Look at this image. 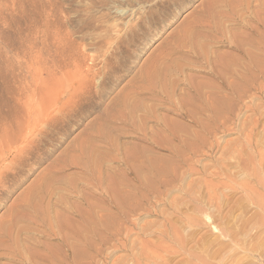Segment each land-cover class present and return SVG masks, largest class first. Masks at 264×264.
Masks as SVG:
<instances>
[{
    "label": "bare ground",
    "instance_id": "bare-ground-1",
    "mask_svg": "<svg viewBox=\"0 0 264 264\" xmlns=\"http://www.w3.org/2000/svg\"><path fill=\"white\" fill-rule=\"evenodd\" d=\"M177 1L182 3L189 0L155 1L145 8L144 12V9H141L140 12H143L144 16L143 13L139 14L138 10L135 15L140 17L136 18L137 21L133 25H127L124 36L115 39L112 45L114 51L99 55L101 58L94 57L90 60L91 66L78 64L76 55L69 52L65 55L46 51L41 52L42 55L37 54L40 55L39 58L35 57L37 60L30 58L32 61L25 66L21 78L17 74L14 76L16 80L14 88H11L14 89L11 116L8 112L11 119L7 117L10 121L0 124V206L16 188L20 187L23 180L33 173L35 165L48 160L56 148L69 137L70 131L80 126L84 115L98 109L107 94L113 92V88L131 73L133 68L131 60L136 52L142 50L147 41L154 38L155 33L170 25V18L176 17L175 11L180 7ZM252 3L253 0H209L199 9L200 14L204 13L199 23H195L200 15L196 14L189 18L185 25L178 26L179 33L171 37V44H167L166 50L151 61L145 62L132 79L120 86L121 89L109 101L110 103L104 106L94 121L85 125L79 135H75L76 137H73L58 156L52 158L48 166L40 171L24 190L18 201L6 210L0 220V256H9L7 260L16 264H81V260L82 264H89L95 257L103 255V251L98 247H108L111 242L129 239L133 230H128V227H134L131 218L145 211V204L150 202L152 205L153 200L160 197V191L171 188L179 180L177 173L179 168L172 170L173 165L167 168L168 159L156 160L157 157L155 158L153 154L155 145L168 149V154L177 162V167H183L186 163V169L189 171L193 166V157L189 156L190 159L187 157L185 160L183 151L193 155H202L205 151L210 156L215 147L213 139L216 134L219 131H229L232 122L237 120L244 110L251 108L254 98L263 99L264 4ZM166 4H170L169 8L161 9ZM229 23L231 27L233 23L237 24L238 29L246 31V34L233 38L231 30L224 26V24L228 26ZM200 29L203 34L196 35ZM227 35L230 37L227 38ZM218 42L231 52L221 55L208 52L207 45ZM108 45L110 44L108 43L106 47ZM174 54H182L184 57L187 55L186 64L195 66L196 73L204 77L191 79L183 77L181 78L183 89L177 90L176 81L183 74V65L178 58L173 57ZM99 65L101 67H98ZM97 79L98 85L95 82ZM107 79L111 80V87L105 84ZM19 83L20 88L17 87ZM141 95H150L151 101L158 105H168L170 109L163 110L175 116L174 119H163L162 124L160 123L167 136L160 142L159 140L151 142L147 138L145 120L153 116L148 112L137 114L136 105L139 103L137 99ZM178 119L191 124L184 126ZM116 122H122L131 133L139 134L138 139L145 146L134 147L123 153L120 160L123 172L117 171L118 176H115L116 173L113 171L111 178L108 177L110 179H104L101 165L103 159L111 154L107 152L114 151L117 145L111 133V126ZM254 123L256 125L257 122ZM210 138L212 139L208 142ZM54 141L57 144H52ZM198 146L201 148L198 149ZM247 147L244 144L239 154L244 149L247 150ZM103 148L104 151H100ZM230 158L235 159L236 165L241 163L240 168L246 170V166H249L237 159L234 154ZM261 158L256 168H251L252 173L246 172L245 178L253 180L255 186L261 188L264 194V178L263 174L259 173L264 166ZM71 165L79 167L85 177L82 178L86 183L83 184L85 186L83 191L92 193L90 196L85 191L79 198L85 209L80 211L82 208L80 207L76 211L75 206H72L75 207L74 211L71 209L73 212L70 215L77 217L76 221L79 219V223L80 220L81 223L84 222L82 232L74 229L78 223L74 221L75 218L71 220L70 215L71 219H68L66 212L62 213L68 217L64 221L65 216L59 213L61 211L54 216H50L52 211H49V208H52L49 205L52 203L51 198L60 190H72L73 193L74 189L76 191V188L72 187L74 183L69 185L67 184L69 181H66L64 184L65 180L59 176ZM107 174L109 175L108 172ZM246 191L249 196L256 197V200L259 196L258 200L261 198V201L258 204L264 209V195L260 197L261 192L255 190ZM93 194L100 199L102 197V201L93 198ZM190 200L196 204L194 207L200 203L197 197ZM55 202L59 203V198ZM61 202L63 205L66 203H63L62 199ZM98 206L100 209H97ZM218 206L216 209L220 208ZM93 213L95 218L90 215ZM139 231L142 233L141 229ZM22 234H33L56 243L52 245L50 242L48 244L35 242L30 246L31 249H26L24 243H21ZM93 255L94 258L91 257ZM143 255L147 261L150 259L146 249H143ZM132 256L139 259L140 255Z\"/></svg>",
    "mask_w": 264,
    "mask_h": 264
},
{
    "label": "rangeland",
    "instance_id": "rangeland-1",
    "mask_svg": "<svg viewBox=\"0 0 264 264\" xmlns=\"http://www.w3.org/2000/svg\"><path fill=\"white\" fill-rule=\"evenodd\" d=\"M132 1L0 0V124L2 125V123L10 121L11 119L9 116H11L12 105L14 104V97L12 95L14 89L12 90L11 88H14L16 80H14V76H16V74L19 78L23 76L27 67L26 65L32 61L30 60L31 57L32 59L35 57L39 58L40 55L37 54L46 51L64 53L65 55L69 52L74 56L76 55L75 57L77 58L78 64L81 65L82 63V65L86 67L91 66L90 60L94 59V57H99V55L101 56L110 51H114L112 45H114L115 39L124 36L123 34L128 27L127 25H133L137 21L136 18L138 19V17H140V15H135L138 10L139 14L143 13L146 10L145 8L159 0H142L144 3L141 2V0ZM207 1L209 0H189L188 2L182 1V3L177 1V3H180V7L175 11V15L177 14L176 17L169 19V21L171 20L170 25H166L160 32L158 31L155 33L154 38L147 41L148 43L142 50L136 52L131 60V65L133 67L131 73L127 74L125 78L113 88L114 90L112 89L113 92L110 91L109 94H107L108 96L101 102L100 107L86 114V116L84 115L80 126L70 131L69 137L63 144L56 148L48 160H43L35 165L33 173L28 175L27 178L23 180L20 187L16 188L10 194L7 201L0 206V220L10 205L18 201L24 190H26L30 183L40 174V171L42 172L43 169L58 156L73 137L75 138L79 135L85 125L94 121L103 110L104 106L110 103L109 101L114 95L128 80L133 78V75L136 74L138 69L143 66L145 62L151 61L159 53L166 50L167 44H171V37L179 31L177 30L178 26L185 25L186 21L193 15L200 14L199 9L202 8V5ZM252 4L262 5L264 4V0H253ZM169 5L170 4H166L161 9H168ZM141 9L143 12H140ZM142 15L144 16V13ZM203 16L204 13L198 15V19L195 23H199L203 19ZM233 24L232 27L230 23L228 26L224 24L228 30H231L230 32L233 38L246 34V31L238 29L236 26L237 24ZM197 34H203V31L200 29L199 32L197 31L196 35ZM229 37L230 36L227 35V38ZM106 39L110 41L108 42ZM108 43L110 45L106 47ZM101 48L103 50H101ZM207 50L217 55L231 52L230 49L226 48L220 42L208 44ZM173 57L178 58L183 65V74L176 81L178 85L176 88L177 90L183 89L181 78L191 79L193 77L199 78L202 76L196 73L197 68L195 66L186 64L185 59L187 55L184 57L182 54H174ZM37 58L35 59L37 60ZM98 67L101 66L99 65ZM95 82L97 83L96 85H98L99 80L97 79ZM105 84H109V87H111V80L107 79ZM18 86L19 88L21 87L20 83L17 84V87ZM137 100L139 101L136 105L137 114L142 115L144 112H148L153 116L145 120L144 126L148 132L146 133L147 138L149 141L151 140V142L152 140H159L160 142V140L166 136L160 123L162 124L163 119H174L175 116L163 110L170 109L168 105L153 103L150 95H141ZM254 122H257L256 125ZM180 123L184 126H190L191 124L184 120H180ZM111 133L117 145L115 150L107 152L111 154L106 157L105 160L103 159L101 165V171L103 172H101V174L103 173L104 179L110 177L113 171L115 173L117 171L123 172L120 161L121 157L124 155L123 153H127V151L134 149V147L145 146L138 139L139 134L131 133L128 127L122 122L114 123L111 126ZM246 134L248 136H246ZM245 136L248 138L246 139ZM211 139L212 138L207 141L210 142ZM54 143L57 144L55 141L52 142V144ZM241 143L247 145L248 149H244L241 154H239L240 149L244 146V144L242 145ZM213 144L215 147L210 156L205 151L203 152L204 155H193L188 152L186 153V151L182 152L183 154L185 153V160H187V157L188 159L193 157V166H191L192 169L189 171L188 168L186 169V163L183 167H177V162H174V159L170 158L168 149L155 145L153 154L154 157H157H155L157 161H166L168 159L166 161L169 163L167 168H170L172 165V170L179 168V171H177L179 175L177 184L172 185L171 188H168L169 190L166 189L167 191H160V197L157 198V200L155 199V201L153 200L152 205L150 202L149 204H145L144 209L146 210L138 214L137 217L134 216L131 218L134 227H128V230H133L130 233L129 241H122L120 239L119 241L111 242L108 247H98L95 245L103 251V255L97 258H94L95 255L91 256L94 260L89 262V264H264V209L259 205L261 198L258 200L259 196H257L256 200V197L249 196L246 191V189H250L251 191L255 190V192H261V188L255 186L253 180L251 181L245 178L246 172L248 174L250 172L252 173L251 168H256V165L260 162H258L260 157H262L261 160L264 165V94L263 99L254 98V101L251 102V108H249V110H244L242 114L238 116L237 120L232 122L229 131H219L213 139ZM251 147L254 149H249ZM199 148L201 147L198 146V149ZM100 151H104V148ZM232 154H234L237 159L239 158L241 162L243 161L249 164V166H246V170L240 168L242 166L241 163L239 165L235 164V159L233 160L230 158ZM101 155L103 156L104 153ZM247 167L249 169H247ZM66 168L59 175L60 179L65 180L63 181L64 184H66V181H69V183H67L69 185L74 183L72 187L76 188V191L74 189L73 193L72 190H60L53 196L51 198L52 203L50 202L51 204H49L52 207L51 209L49 208V211H52L50 212V216H54L56 215L55 213L61 211L59 212L61 215H63V212H66V216L69 217L75 207L77 209L76 211H78L80 207H82L80 211L86 208L79 199L82 194H85V191H87H83L86 183H84L85 179L83 180L82 178L85 177L77 166L71 165ZM261 170L259 173L264 175V166ZM105 171H107L109 175L107 172L105 174ZM120 172H118L119 175ZM116 174L115 176H118V174ZM263 175L262 177L264 178ZM244 180L246 182H244ZM70 182L72 183L70 184ZM239 183L241 184L240 187ZM81 184L84 185L81 186ZM234 186L235 188H233ZM87 192L89 195V191ZM80 193L81 195H79ZM259 195L261 197L264 194L261 192ZM92 197L95 199L97 198V200L100 199L99 196L97 197V195L94 194ZM192 197L198 198L200 202V205H197L198 208L194 207L196 204L190 200ZM55 198H59L60 202L56 203L55 201H57V199L55 200ZM61 199L63 203L66 202L69 205L66 203L65 205L61 204ZM101 199L103 198L101 197ZM57 204H61V206ZM218 204L220 205L218 206ZM69 206L71 207L69 208ZM72 206L75 207L72 208ZM217 206L220 207L217 208L219 211L216 209ZM98 207L97 209H100V206ZM97 209H95V211H97ZM90 215H92V217L95 216L94 213ZM65 217L64 221L68 218ZM70 217L72 216L70 215ZM70 217L68 219H71ZM73 218H75L74 221H76L77 217L73 216L71 220H73ZM61 219L63 220L62 216ZM78 220L76 221V223L79 224H77L78 226L73 222L75 224L74 229L82 232L84 222L81 223L82 221L80 220L79 223ZM116 221L118 222V218ZM140 229L142 233H139ZM20 239L21 243H24L26 249H31L32 247L30 246L35 242H42L45 244L50 242L52 245L56 243L52 241L48 242L33 234H22ZM130 240L133 241V243ZM253 247L255 250H253ZM143 249H146L147 253L150 255L148 261L145 255H143ZM256 249H259V251ZM133 254H137V257L140 255L139 259H134V256H132ZM9 258V256L1 255L0 264H16L9 262L7 260ZM78 260L80 261L81 259ZM80 263L82 264V260Z\"/></svg>",
    "mask_w": 264,
    "mask_h": 264
}]
</instances>
